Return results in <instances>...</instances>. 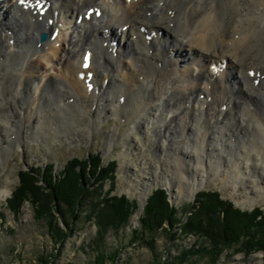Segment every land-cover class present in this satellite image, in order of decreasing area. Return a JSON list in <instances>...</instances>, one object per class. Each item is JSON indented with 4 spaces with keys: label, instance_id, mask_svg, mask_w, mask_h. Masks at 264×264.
Masks as SVG:
<instances>
[{
    "label": "bare ground",
    "instance_id": "obj_1",
    "mask_svg": "<svg viewBox=\"0 0 264 264\" xmlns=\"http://www.w3.org/2000/svg\"><path fill=\"white\" fill-rule=\"evenodd\" d=\"M98 1L0 0V72L12 58L21 61L9 85L18 79V87L8 99L1 82L0 156L21 149L26 129L35 140L51 131L59 134L70 121L67 116H87L85 131L91 134L111 108L125 123L135 121L134 132L118 134L128 145L127 157L144 125L153 121L165 141L156 147L161 151L157 168L164 170L175 197L192 198L218 176L235 185L252 177L256 183L250 192L263 188L264 0H120L116 6L114 0ZM40 2L47 7L43 17L34 14ZM75 2L96 4L103 14L70 29L66 15ZM7 14L12 18L5 21ZM111 21L125 22L117 28L119 36L111 32ZM97 22L105 26L91 28ZM56 29L59 35L52 39ZM42 32L49 33L44 43ZM72 39L82 43L81 56L69 51L72 57L64 59ZM125 39L131 46L122 53ZM87 50L89 68L83 62ZM97 59L104 69L96 66ZM234 100L237 112L230 123ZM185 104L183 114H192L179 131L183 114L175 113ZM153 186L144 182L147 190Z\"/></svg>",
    "mask_w": 264,
    "mask_h": 264
},
{
    "label": "rangeland",
    "instance_id": "obj_2",
    "mask_svg": "<svg viewBox=\"0 0 264 264\" xmlns=\"http://www.w3.org/2000/svg\"><path fill=\"white\" fill-rule=\"evenodd\" d=\"M119 1L120 0H114L113 5H118L117 3ZM94 2L97 3L99 1L94 0ZM95 5H89L88 3L81 5L79 2H75L66 15L68 17L71 16L70 20H72V24L67 27L71 29L72 25L75 23V17H77L79 13L83 14L87 7H96ZM82 6L84 9H82ZM118 11L119 9L116 7L114 12ZM1 12L2 11H0V13ZM4 16H2L3 20H11V15L7 14V17ZM107 22L105 19V25ZM111 22L113 23L112 28L114 27L110 29L111 32L119 36L117 28L120 26L121 29L122 25H125V22H118L116 25L114 21ZM100 25L105 26L103 23L97 22L91 26V28H97ZM67 37L69 39L70 35ZM74 41L75 39H72L70 41L71 44L68 43L66 45V52L62 54V58H71L72 55L71 53L69 54V51L80 52L81 56L82 43H74ZM122 42L123 46L120 52L125 53L131 46V40L125 39ZM26 48L29 49V47ZM184 50L188 52L189 49L185 47ZM16 52H18V49H16ZM22 52H25V48L21 50V53ZM27 52H25V54ZM260 52L263 57L262 61L264 62V44L261 45ZM19 58L20 57H18V59ZM19 62L21 61L16 60L14 57L6 66L1 68L0 93L2 92L1 82H3L5 99H8L9 92L11 95L14 94L18 87V79L14 81L13 88L9 85L10 79L16 74L15 70ZM95 63L99 69H104V62L102 60L97 59ZM57 67L59 68V65H57ZM46 70L49 74L50 72L53 73V71ZM209 70L208 68V71ZM45 71L43 70L41 73ZM12 75L14 76L12 77ZM235 76L239 78V74L236 73ZM37 84V81L34 82L33 87L36 88ZM47 92L46 90V93ZM198 93L194 95L196 98H199ZM36 94H39V91H37ZM186 95L189 94H184V96ZM0 99H2L1 96ZM239 100L241 99L238 98V101ZM180 101L181 99L179 102ZM238 101L234 100L232 103L234 111H231V114L227 117L230 123L233 121L237 112L234 103ZM163 103L165 102L157 103V106H161ZM5 108L6 107H4L2 111L5 110ZM108 110L109 114L98 124L96 129H93L91 134L85 131L89 121L87 116H85L83 120H78L75 116L72 120V117L67 116V119L72 122L69 121L61 125L59 134L56 131H51V134L47 137L35 140L29 138V130L26 129V132L23 131L25 132L26 140H23L22 147L17 153H1L3 156H0V204L2 207L1 209L6 213V220L4 223L0 222V264H36L39 255L50 256L52 254H55L54 264H93L95 252L89 244L95 237L96 229L91 222H79L74 234L65 241L63 246H61L59 244L57 245L51 237L45 220H37L35 218L34 210L28 203L24 205L23 212L18 218H15L7 208V199L11 197L15 188L19 185V172L29 169L30 166L33 165L46 167L48 164H54L55 172L58 173L62 171L66 167L67 162L73 158L76 157L86 160L90 155L95 153H101L104 165H107L113 160L118 162V168L116 170L117 184L114 194L127 195L130 200H135L138 203V210L132 217L130 225L125 230L119 232V234L110 232L106 238V251L109 254L115 250L119 251L113 264H152L153 256L151 251L146 245L132 243L130 234L133 229L139 228L138 219L143 213L144 206L149 196L158 188L168 190V194H170L172 198L171 201L178 207L180 215L182 214L181 212H183V208L188 207L194 202L200 191L211 189L219 191L223 199H230L241 209L252 210L255 207H260L264 210V184L262 186L263 188H257L258 192H250L254 190L256 183L255 179L252 177L249 178L251 181L247 183L248 185H243V182H238V184L235 185L233 182H226L222 177L218 176L214 179H210L211 181L209 180L205 187L196 191L192 198L175 197L165 181L164 170L160 167L157 168L161 151L157 150L156 147L159 143L164 144L165 141L155 132L153 121L144 125L141 134L133 144L134 148L127 157L126 154L129 150L128 145L120 141L119 135L125 136L130 132H134L135 121L132 120L125 123L123 120L116 118L113 109L110 108ZM161 110L162 107H160V112ZM186 111L188 110L185 104L175 115L183 114ZM191 114L192 112L183 114L182 118L184 120L181 122L182 127H179V131L184 130V126L186 125L184 122L189 121ZM114 132L116 134L115 140L110 142L109 139ZM152 144H154V146ZM155 169L157 170L155 171ZM144 182L149 184L153 183L154 186L152 190L144 188ZM108 188L109 185L106 186V189ZM183 191H185V189H183ZM193 241V238H181L179 241L177 240L174 242L167 238L166 235L159 233L156 238V250L159 257L167 259L176 254L181 246L191 245ZM218 264H264V253H255L249 257H245L243 253L229 254L222 258Z\"/></svg>",
    "mask_w": 264,
    "mask_h": 264
},
{
    "label": "trees",
    "instance_id": "obj_3",
    "mask_svg": "<svg viewBox=\"0 0 264 264\" xmlns=\"http://www.w3.org/2000/svg\"><path fill=\"white\" fill-rule=\"evenodd\" d=\"M117 168L116 160L104 165L101 153H95L86 160L73 158L58 173L54 164L25 169L19 172V185L7 199V208L18 218L28 203L35 218L45 220L51 237L61 246L79 222H91L96 229L89 244L95 252L93 264H113L119 251L109 254L106 238L110 232L125 230L138 210L135 200L114 194ZM1 208L0 204V222L4 223L6 213ZM182 211L180 215L165 189L158 188L149 196L130 240L148 247L152 264H218L229 254L249 257L264 253V210L260 207L243 210L211 189L200 191ZM159 233L174 242L181 238L194 241L165 259L156 250ZM54 258L55 254L39 255L36 264H54Z\"/></svg>",
    "mask_w": 264,
    "mask_h": 264
},
{
    "label": "water",
    "instance_id": "obj_4",
    "mask_svg": "<svg viewBox=\"0 0 264 264\" xmlns=\"http://www.w3.org/2000/svg\"><path fill=\"white\" fill-rule=\"evenodd\" d=\"M47 39V35L46 34H42L41 35V37H40V40L42 41V42H44L45 40ZM168 191V190H167ZM170 195V194H169ZM119 196H121V195H119ZM171 195H170V197H169V200L171 201Z\"/></svg>",
    "mask_w": 264,
    "mask_h": 264
},
{
    "label": "snow or ice",
    "instance_id": "obj_5",
    "mask_svg": "<svg viewBox=\"0 0 264 264\" xmlns=\"http://www.w3.org/2000/svg\"><path fill=\"white\" fill-rule=\"evenodd\" d=\"M21 3H23V0H21ZM87 66V65H86Z\"/></svg>",
    "mask_w": 264,
    "mask_h": 264
}]
</instances>
